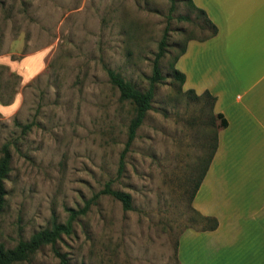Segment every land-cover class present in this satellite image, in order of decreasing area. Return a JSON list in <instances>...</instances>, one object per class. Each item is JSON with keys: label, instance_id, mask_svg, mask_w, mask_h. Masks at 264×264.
<instances>
[{"label": "rangeland", "instance_id": "obj_1", "mask_svg": "<svg viewBox=\"0 0 264 264\" xmlns=\"http://www.w3.org/2000/svg\"><path fill=\"white\" fill-rule=\"evenodd\" d=\"M165 29L163 79L123 153L132 108L106 69L146 89ZM210 32L188 0H0V55L44 58L26 81L0 65L1 99L19 98L13 112L0 113V146L11 150L0 219L6 246L90 200L74 233L56 244L73 264H179L180 234L208 223L191 199L221 121L172 66L186 38ZM107 185L128 192L131 209L100 193ZM31 264L59 263L46 246Z\"/></svg>", "mask_w": 264, "mask_h": 264}, {"label": "crops", "instance_id": "obj_2", "mask_svg": "<svg viewBox=\"0 0 264 264\" xmlns=\"http://www.w3.org/2000/svg\"><path fill=\"white\" fill-rule=\"evenodd\" d=\"M192 2L217 31L190 39L177 68L185 89L215 97L213 113H221L226 125L215 129V150L191 199L193 209L217 225L184 230L177 260L264 264V0ZM43 59L40 51L20 60L0 55V65L26 81L41 71ZM1 98L0 113L19 105L18 97Z\"/></svg>", "mask_w": 264, "mask_h": 264}, {"label": "trees", "instance_id": "obj_3", "mask_svg": "<svg viewBox=\"0 0 264 264\" xmlns=\"http://www.w3.org/2000/svg\"><path fill=\"white\" fill-rule=\"evenodd\" d=\"M174 1V0H172ZM191 7L196 8L193 4L192 0H188ZM174 8L173 2L170 7V10ZM199 11L200 16L204 18L205 24H208L211 28L210 34L205 37H201L199 39H205L212 35H214L217 31L216 26L208 19L205 12L203 10ZM190 39L194 38H186L185 44L181 47L180 52L175 56V61H177L178 57L185 52L186 44ZM167 45V29H165L162 38L158 43L157 52L154 55L153 64H152V72L151 76L148 78L149 84L146 89H140L135 86L131 81L125 79L120 72L107 68L106 74L109 82L115 87L119 92V98L121 101H126L132 108V117L130 118L128 127H127V140L125 142V148L123 153L128 150L130 145L133 143L136 133L140 125L142 124L144 118L147 115V112L152 108V101L156 92V84H158L162 79V73L160 69V59L166 52ZM173 76L179 80L181 84L185 81L184 74L179 71L176 67L172 66ZM191 93H195L192 89L188 90ZM197 95V94H196ZM203 96H207L211 99L212 107L215 100V97L212 96L208 91L203 92ZM220 119L221 127L226 125V120L221 113L216 115ZM19 125V124H18ZM24 129H29L30 124L23 125ZM215 150V145H213V149L210 152L208 158L206 159V164L204 170L206 169L208 162ZM11 164V150L10 144L5 142L0 146V219L1 215L4 211L5 203H6V179L8 178V174L10 171ZM203 176V173L199 177L197 183L195 184L196 190L198 187L200 180ZM103 194H109L115 199L121 201L123 209L129 210L131 209V195L128 192H124L122 190L112 189L109 185H107L103 190L100 191ZM192 193V196H193ZM98 196V195H96ZM90 200H87L83 207L78 209L67 208L68 217L64 222H53L50 226L41 228L37 231H34L29 235L26 239H19L13 246H6L5 243L1 240V226H0V264H31L35 259L36 255L46 246H50L53 256L58 260L59 264H73L68 257L66 252H62L59 247H57V242L63 240V236H69L74 233V221L80 215L85 214L90 206ZM196 214L201 217V220H206L207 228H215L217 225V221L213 217H206L201 215L199 212ZM204 228V227H202ZM84 264V263H78Z\"/></svg>", "mask_w": 264, "mask_h": 264}]
</instances>
